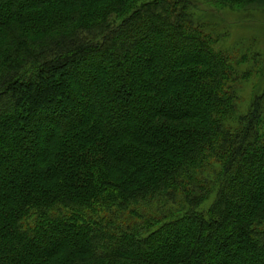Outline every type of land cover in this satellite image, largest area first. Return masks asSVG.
Instances as JSON below:
<instances>
[{"label": "trees", "instance_id": "16d2710c", "mask_svg": "<svg viewBox=\"0 0 264 264\" xmlns=\"http://www.w3.org/2000/svg\"><path fill=\"white\" fill-rule=\"evenodd\" d=\"M195 8L0 0V264H264L260 70Z\"/></svg>", "mask_w": 264, "mask_h": 264}, {"label": "rangeland", "instance_id": "374dc122", "mask_svg": "<svg viewBox=\"0 0 264 264\" xmlns=\"http://www.w3.org/2000/svg\"><path fill=\"white\" fill-rule=\"evenodd\" d=\"M190 1L194 2L200 21L209 22L215 32L217 31L213 36L218 48L232 53L240 48L249 59L243 63L245 67L254 66L255 70H260V73L254 72L242 77V81L236 86L237 106L240 112L247 111L253 101V95L264 88V1L253 2L240 8L216 4L213 0ZM250 46L251 50L248 48ZM70 81L71 79L68 80ZM0 150L1 155L5 149Z\"/></svg>", "mask_w": 264, "mask_h": 264}]
</instances>
